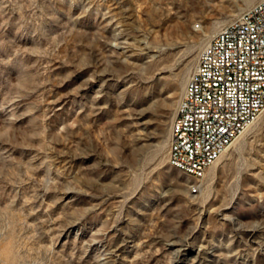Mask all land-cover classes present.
<instances>
[{
    "label": "rangeland",
    "instance_id": "1",
    "mask_svg": "<svg viewBox=\"0 0 264 264\" xmlns=\"http://www.w3.org/2000/svg\"><path fill=\"white\" fill-rule=\"evenodd\" d=\"M257 0H0V264H264V109L195 179L166 162L195 58Z\"/></svg>",
    "mask_w": 264,
    "mask_h": 264
},
{
    "label": "built area",
    "instance_id": "2",
    "mask_svg": "<svg viewBox=\"0 0 264 264\" xmlns=\"http://www.w3.org/2000/svg\"><path fill=\"white\" fill-rule=\"evenodd\" d=\"M264 109V0L222 25L196 55L171 119L166 162L196 178Z\"/></svg>",
    "mask_w": 264,
    "mask_h": 264
},
{
    "label": "bare ground",
    "instance_id": "3",
    "mask_svg": "<svg viewBox=\"0 0 264 264\" xmlns=\"http://www.w3.org/2000/svg\"><path fill=\"white\" fill-rule=\"evenodd\" d=\"M251 5H252V4H251ZM251 5H250V6H251ZM250 6H249V7H250ZM249 7H247V8H249ZM247 8H246V9H247ZM246 9H244V10H246ZM242 11H243V10H242ZM239 13H240V12H239ZM239 13H238V14H239ZM238 14H236V15H238ZM236 15H235V16H236ZM235 16H234V17H235ZM224 24H225V23H223V24H221L220 26H218L217 29L213 32V34H214V33H215V32H216V31H217L222 25H224ZM213 34H211V35H213ZM211 35H210V36H211ZM210 36H209V37H210ZM209 37H208V38H209ZM208 38H207V40H208ZM207 40H206V41H207ZM205 43H206V42H205ZM188 77H189V76H188ZM236 139H237V138H236ZM236 139H235V140H236ZM230 145H231V144H230ZM226 149H227V148H226ZM226 149H225V150H226ZM223 153H224V152H223ZM223 153L221 154V156L223 155ZM221 156H220V157H221ZM220 157H219V158H220ZM219 158H218L216 161H218ZM216 161H215V163H216ZM215 163H214V164H215ZM168 164H169L170 166H173V167H175V168L181 170L182 172H184V173L187 174L188 176L193 177V178L195 179V182H194L192 185H190V192H191V193H197V192H198V189H197V187H196V178H195V176L193 175V173H190L189 171H187V170H186V167L181 166V164H179V163H168ZM201 184H202V183H201Z\"/></svg>",
    "mask_w": 264,
    "mask_h": 264
}]
</instances>
